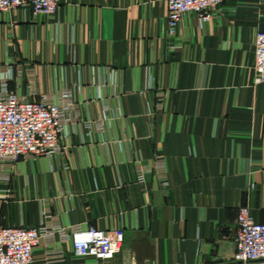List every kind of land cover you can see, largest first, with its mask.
<instances>
[{
    "label": "crops",
    "instance_id": "0c3cea01",
    "mask_svg": "<svg viewBox=\"0 0 264 264\" xmlns=\"http://www.w3.org/2000/svg\"><path fill=\"white\" fill-rule=\"evenodd\" d=\"M166 14L165 0L0 13V96L76 105L61 155L0 172V226L43 228L33 264H98L71 242L90 227L124 232L105 264L226 263L239 207L264 223V0H225L203 27L184 14L174 35Z\"/></svg>",
    "mask_w": 264,
    "mask_h": 264
},
{
    "label": "built area",
    "instance_id": "2783aa9c",
    "mask_svg": "<svg viewBox=\"0 0 264 264\" xmlns=\"http://www.w3.org/2000/svg\"><path fill=\"white\" fill-rule=\"evenodd\" d=\"M61 0H0V13L15 8L30 7L34 13L55 15ZM225 0H165L166 23L169 35H174L184 14L197 17L203 27L213 18V13ZM254 71L256 80L264 82V31H259L254 39ZM55 100L43 96L33 100L17 90L5 91L0 96V172L12 171L20 159L35 160L41 156L61 155V131L69 120L68 112L74 110L68 100ZM65 167V163L62 162ZM159 179H166V169L162 160H156ZM139 181L144 180L140 170ZM235 253L232 260L220 264H264V223L253 221L248 206L238 209ZM42 227L0 226V264H33L34 248L44 240ZM71 242L78 256H90L105 264V260L117 254L124 242L121 228L98 230L95 228L73 229ZM54 257L63 259L62 248Z\"/></svg>",
    "mask_w": 264,
    "mask_h": 264
}]
</instances>
